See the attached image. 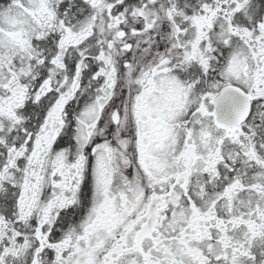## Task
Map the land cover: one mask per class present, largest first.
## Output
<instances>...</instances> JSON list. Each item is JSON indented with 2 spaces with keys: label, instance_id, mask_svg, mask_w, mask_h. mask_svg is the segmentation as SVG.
<instances>
[{
  "label": "snow or ice",
  "instance_id": "6c2138e0",
  "mask_svg": "<svg viewBox=\"0 0 264 264\" xmlns=\"http://www.w3.org/2000/svg\"><path fill=\"white\" fill-rule=\"evenodd\" d=\"M0 264H264V0H0Z\"/></svg>",
  "mask_w": 264,
  "mask_h": 264
}]
</instances>
